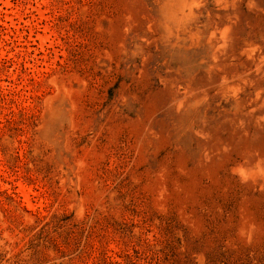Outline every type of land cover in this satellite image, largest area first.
Masks as SVG:
<instances>
[{
	"label": "rangeland",
	"instance_id": "374dc122",
	"mask_svg": "<svg viewBox=\"0 0 264 264\" xmlns=\"http://www.w3.org/2000/svg\"><path fill=\"white\" fill-rule=\"evenodd\" d=\"M0 264H264V0H0Z\"/></svg>",
	"mask_w": 264,
	"mask_h": 264
}]
</instances>
